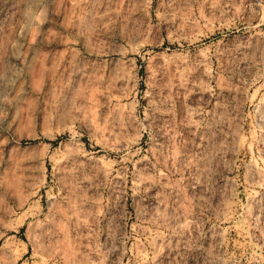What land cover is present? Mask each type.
Here are the masks:
<instances>
[{
	"label": "rangeland",
	"instance_id": "obj_1",
	"mask_svg": "<svg viewBox=\"0 0 264 264\" xmlns=\"http://www.w3.org/2000/svg\"><path fill=\"white\" fill-rule=\"evenodd\" d=\"M0 264H264V0H0Z\"/></svg>",
	"mask_w": 264,
	"mask_h": 264
},
{
	"label": "bare ground",
	"instance_id": "obj_2",
	"mask_svg": "<svg viewBox=\"0 0 264 264\" xmlns=\"http://www.w3.org/2000/svg\"><path fill=\"white\" fill-rule=\"evenodd\" d=\"M229 26V25H228Z\"/></svg>",
	"mask_w": 264,
	"mask_h": 264
}]
</instances>
